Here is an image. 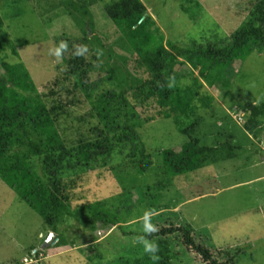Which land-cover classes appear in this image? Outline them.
Listing matches in <instances>:
<instances>
[{"label": "trees", "instance_id": "obj_1", "mask_svg": "<svg viewBox=\"0 0 264 264\" xmlns=\"http://www.w3.org/2000/svg\"><path fill=\"white\" fill-rule=\"evenodd\" d=\"M192 1L202 11V4ZM185 10L195 20L201 19L196 10ZM106 13L133 48L130 63L141 75L139 82L128 88H122L110 76L105 78L108 86H102L101 81L91 82L103 61L88 38L89 32L76 40L60 41L59 47L67 45L61 50L64 62L60 75L43 92L25 66L3 63L6 70L0 74V179L41 215L49 230L58 234L57 246L69 244L63 226L72 218L92 231L116 226L120 235L112 236V243L120 252L119 258L112 261L108 256L89 254L91 262L240 264L252 246L248 240L237 238L214 245L209 230L196 229L187 217L174 211L150 217L158 231L149 235L143 231L144 220L133 226L124 224L129 223L134 210L122 212L119 196L114 198L118 202L81 203L83 196L77 189L89 171L116 168L120 155L127 154L124 158H131L141 173L151 169L155 152L147 153L139 128L156 120L171 122L182 145L180 151L174 147L163 150V166L158 173L163 180L155 186L159 197L147 204L141 198L147 214L162 211L164 192L178 175L237 156V147L232 143L207 145L201 137L205 122L200 110L212 99H200V78L212 86L222 80L228 82L226 77L223 79V70L233 61L246 62L251 55L264 58V0H251L245 19L231 34L169 45L142 0H111L106 4ZM3 26L0 15L2 40L6 35ZM198 68L200 77H193V70ZM190 77L192 82L185 83ZM144 105H154L157 114L145 117L139 111ZM245 110V116H249L245 129L257 135L263 123L264 101L249 103ZM121 163L124 162L118 164ZM140 191L144 196V189ZM141 237L158 244L159 251L147 253L144 245L137 243ZM122 238L125 242L135 240L136 244L128 248ZM95 248L89 247V253Z\"/></svg>", "mask_w": 264, "mask_h": 264}, {"label": "rangeland", "instance_id": "obj_2", "mask_svg": "<svg viewBox=\"0 0 264 264\" xmlns=\"http://www.w3.org/2000/svg\"><path fill=\"white\" fill-rule=\"evenodd\" d=\"M110 1L0 0L6 34L3 40L0 38V74L6 70L3 63L22 64L43 92L60 75L64 62L62 53L56 54L60 41L76 40L89 32L88 38L103 61L91 82L101 81L102 86H108L105 78L110 76L122 88L137 84L141 75L130 63L133 48L107 17L106 4ZM142 1L164 33L166 45L231 34L242 24L251 2L198 0L203 7L200 11L192 0ZM186 7L196 10L201 19L195 20ZM200 72V68L194 69L193 77H200ZM223 73L228 82L222 80L213 86L200 78V99L208 96L212 99L210 105H202L200 110L205 122L201 137L207 145L232 143L237 147V156L178 175L164 192L165 207L149 215L182 213L196 229L209 230L214 245L237 238L248 240L252 246L240 264H264V117L257 135L245 129L249 118L245 116L247 104L264 101V58L251 55L246 62L237 59ZM191 79L185 83H191ZM114 82L111 84L115 85ZM139 111L145 117L157 114L154 105H144ZM139 135L147 153L155 152L151 169L141 173L131 158H124L127 154L120 155L116 168L89 171L80 179L77 189L83 196L81 203L118 202L114 198L119 196L122 212L134 210L129 223H124L128 226L144 220L147 207L141 204V198L147 204L159 197L155 186L163 180V176L158 177L163 150L174 147L180 151L182 145L180 134L166 120L147 123L139 128ZM121 161L124 163L118 164ZM143 189V194L149 196L141 195ZM63 227L68 245L57 246L58 234L46 243L54 232L37 211L0 179V264H97L88 260L89 254L108 256L112 261L119 258L120 252L112 243V236L120 235L116 226L92 231L72 218ZM122 240L128 248L136 244L135 240ZM93 246L96 250L89 253V247Z\"/></svg>", "mask_w": 264, "mask_h": 264}, {"label": "clouds", "instance_id": "obj_3", "mask_svg": "<svg viewBox=\"0 0 264 264\" xmlns=\"http://www.w3.org/2000/svg\"><path fill=\"white\" fill-rule=\"evenodd\" d=\"M67 45L62 43L60 45V48L57 49L56 54L59 56L61 54V50L62 49H66ZM79 54V53H78ZM172 80H174V77L171 78ZM172 83L169 84V87H172ZM143 231L146 234H152L158 231V229L151 223V218L149 214H145L144 216V228ZM137 243L143 244L144 245V249L147 253L149 254H155L159 251V245L153 242H150L148 239H146L145 237H141Z\"/></svg>", "mask_w": 264, "mask_h": 264}, {"label": "water", "instance_id": "obj_4", "mask_svg": "<svg viewBox=\"0 0 264 264\" xmlns=\"http://www.w3.org/2000/svg\"><path fill=\"white\" fill-rule=\"evenodd\" d=\"M55 236H56V234H55V233H52V234L50 235V238L47 240L46 243H50V241H51Z\"/></svg>", "mask_w": 264, "mask_h": 264}]
</instances>
